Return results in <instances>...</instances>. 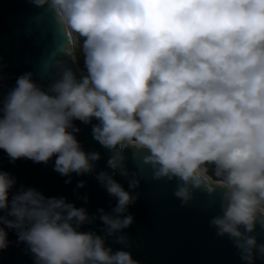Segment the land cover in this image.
<instances>
[{
    "label": "clouds",
    "instance_id": "1",
    "mask_svg": "<svg viewBox=\"0 0 264 264\" xmlns=\"http://www.w3.org/2000/svg\"><path fill=\"white\" fill-rule=\"evenodd\" d=\"M32 2L52 11L72 50L79 42L83 69L53 60L47 88L31 72L20 75L0 101V149L12 162L55 156L64 176L91 173L100 153L83 149L74 121L95 119L93 137L111 152L114 172L129 177L125 149L135 148L153 179L178 181L183 204L195 190L221 189L222 214L210 224L247 264L264 257L253 234L264 228V0ZM97 179L117 199L111 212L98 210L106 236L124 243L138 195L113 173ZM15 184L0 171V250L15 229L35 264H140L106 246V236L80 231L95 219L85 208L34 188L9 199ZM138 186L132 173L129 188Z\"/></svg>",
    "mask_w": 264,
    "mask_h": 264
},
{
    "label": "water",
    "instance_id": "2",
    "mask_svg": "<svg viewBox=\"0 0 264 264\" xmlns=\"http://www.w3.org/2000/svg\"><path fill=\"white\" fill-rule=\"evenodd\" d=\"M77 46L75 50L69 47L63 27L47 6H37L32 0H0V101L26 72L33 73V80L47 88L56 75L51 67L55 59L66 60L74 70L80 69L75 59ZM74 123L80 129L75 135L83 149L100 153L93 172L64 176L54 170L55 156L48 163L26 158L12 162L0 149V171L9 172L16 180L9 199L22 187L34 188L46 197H64L95 217L92 223L83 224L80 231L106 236L98 210L111 212L117 203L97 179L99 172L107 171L125 190L138 195L128 208L134 222L121 233L126 241L120 243L116 236H106V246L113 251H129L140 264H247L234 241L227 235H218L210 224L214 216L222 214L221 189L195 190L192 199L183 204L174 194L178 181L153 179L151 166L143 162L146 153L127 148L125 164L129 177L136 173L139 179V186L130 189L129 177L109 167L111 152L93 137L92 124L97 121ZM80 181L84 182L83 187L78 186ZM0 215H4L3 211ZM6 230L10 243L0 250V264H35L33 254L18 240L16 230ZM253 234L258 243H264V228L259 224ZM254 264H264V257L257 253Z\"/></svg>",
    "mask_w": 264,
    "mask_h": 264
},
{
    "label": "trees",
    "instance_id": "3",
    "mask_svg": "<svg viewBox=\"0 0 264 264\" xmlns=\"http://www.w3.org/2000/svg\"><path fill=\"white\" fill-rule=\"evenodd\" d=\"M78 48L76 49V53H75V58H76V62L83 67V54L82 51L80 50L79 47V42L77 43Z\"/></svg>",
    "mask_w": 264,
    "mask_h": 264
},
{
    "label": "rangeland",
    "instance_id": "4",
    "mask_svg": "<svg viewBox=\"0 0 264 264\" xmlns=\"http://www.w3.org/2000/svg\"><path fill=\"white\" fill-rule=\"evenodd\" d=\"M77 48H78V46H77ZM75 53H76V51H75ZM76 59V58H75ZM77 63V62H76ZM77 65L79 66V68L80 69H83V67H81L78 63H77Z\"/></svg>",
    "mask_w": 264,
    "mask_h": 264
}]
</instances>
